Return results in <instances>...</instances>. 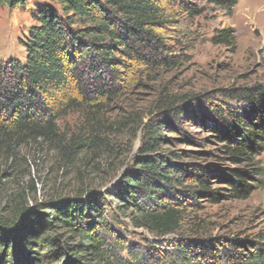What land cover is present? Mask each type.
Returning a JSON list of instances; mask_svg holds the SVG:
<instances>
[{
    "label": "trees",
    "instance_id": "trees-1",
    "mask_svg": "<svg viewBox=\"0 0 264 264\" xmlns=\"http://www.w3.org/2000/svg\"><path fill=\"white\" fill-rule=\"evenodd\" d=\"M48 1L35 15L24 61L0 60V160L13 167L12 173L27 163L22 151L38 147L55 153L62 168L84 184L79 164L103 141L68 137L59 121L76 107L113 101L136 68L154 72L173 67L177 57L168 40L178 43L186 34L175 36L178 31L170 26L180 13L194 19L202 10L189 0ZM197 1L228 11L239 2ZM1 6L24 8L26 0H0ZM233 41L228 30L212 39L217 45ZM180 103L163 101L162 116L144 126L139 155L115 190L98 195L85 187L73 197L56 192L32 205L29 193L18 192L12 208L0 212V264H264L261 241H232V248L219 250L200 238L183 239L192 209L202 199L218 203L227 189L210 190L207 169L184 163L185 151L161 148L170 130L185 143L190 140L185 123L209 126L222 144V161L231 166L227 177L220 175L217 181H226L235 197H246L253 170L264 175L260 167L243 168L263 149L264 84L221 89L204 98L184 96ZM28 189L36 193L34 183ZM108 197L117 205L112 223L101 212ZM122 218L161 242L138 234L137 240L127 241Z\"/></svg>",
    "mask_w": 264,
    "mask_h": 264
},
{
    "label": "rangeland",
    "instance_id": "rangeland-1",
    "mask_svg": "<svg viewBox=\"0 0 264 264\" xmlns=\"http://www.w3.org/2000/svg\"><path fill=\"white\" fill-rule=\"evenodd\" d=\"M189 1L200 7L202 15L190 19L180 13L177 23L170 26L178 31L175 36L181 32L186 34L178 43L168 40L172 55L177 57L173 67L154 72L136 68L129 74L125 89L113 101H99L94 103L98 107L93 108L76 107L59 121L61 132L68 137L76 136L85 141L99 137L103 141L97 152L79 164L85 171L84 184L62 168L55 153L38 147L31 151L24 149L22 155L27 163L16 166L12 173L13 167L0 160V212L6 206L12 208V198L23 190L29 193L31 205L34 200L43 202L56 192L73 197L85 187H92L98 195L115 190L139 155L144 126L162 116L159 106L163 101L175 99L176 103L190 104L182 103V98H204L221 89L264 84V0H239L231 11L197 0ZM49 5L48 0H26L24 8L0 7V60L24 61V44L35 26V15ZM223 30L231 31L233 43L214 44L213 37ZM183 130L190 131L187 143L170 130L167 132L169 141L161 148L185 151L184 163L207 169L210 190L227 189L220 192L218 203L202 199L192 209L183 239L193 242L200 238L214 243L219 250L232 248V241L264 242V175L260 178L253 170L252 178L247 180L251 192L246 197H235L226 187V181H217L220 175L227 177L231 166L222 161V144L209 126L185 123ZM257 167L264 170V145L253 164L243 166L246 170ZM30 183H34L36 193L28 189ZM104 204L101 212L110 217L112 223L117 212L116 201L108 197ZM122 221L125 226L122 235L127 241L137 240L138 234L151 242H161L148 232L135 230L127 219L122 218ZM126 230L131 236L126 237Z\"/></svg>",
    "mask_w": 264,
    "mask_h": 264
}]
</instances>
